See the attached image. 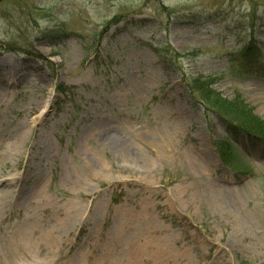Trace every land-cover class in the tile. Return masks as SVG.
I'll return each instance as SVG.
<instances>
[{"label":"rangeland","instance_id":"1","mask_svg":"<svg viewBox=\"0 0 264 264\" xmlns=\"http://www.w3.org/2000/svg\"><path fill=\"white\" fill-rule=\"evenodd\" d=\"M196 79L264 124V0H4L0 264H264V140Z\"/></svg>","mask_w":264,"mask_h":264},{"label":"trees","instance_id":"2","mask_svg":"<svg viewBox=\"0 0 264 264\" xmlns=\"http://www.w3.org/2000/svg\"><path fill=\"white\" fill-rule=\"evenodd\" d=\"M255 52L252 45H248L243 51L244 62L250 69H253V65L259 62L256 57L253 58ZM179 58L175 52L174 59ZM194 83V91L199 93L200 103L209 111H215L218 115L226 116L229 120L232 119L231 121L234 124H229L232 128H236L238 132L242 131L244 134L264 140V124L252 114V110H249L239 98L237 99L239 101H229L222 98L221 95L210 89L211 84L208 85L206 80L196 79Z\"/></svg>","mask_w":264,"mask_h":264},{"label":"bare ground","instance_id":"3","mask_svg":"<svg viewBox=\"0 0 264 264\" xmlns=\"http://www.w3.org/2000/svg\"><path fill=\"white\" fill-rule=\"evenodd\" d=\"M2 106V100L0 95V107ZM27 132L25 128L20 127L18 130H14L11 133H0V166L8 165L9 162L14 160L21 153L22 147L25 146ZM23 155V154H22ZM30 160V155L28 156V161ZM200 166V163H199ZM27 170V169H26ZM10 175L14 176V170L10 169ZM25 172L20 177H13L11 179H5L2 183H0V201L5 200L6 198H12L15 194V189L13 187L14 183L24 179ZM1 179V178H0ZM78 220V209L74 207L72 212V221L76 224ZM42 222V221H40ZM38 229V225L32 227V225L27 226L25 228V233L28 234H36ZM43 263V260L39 261Z\"/></svg>","mask_w":264,"mask_h":264},{"label":"water","instance_id":"4","mask_svg":"<svg viewBox=\"0 0 264 264\" xmlns=\"http://www.w3.org/2000/svg\"><path fill=\"white\" fill-rule=\"evenodd\" d=\"M4 0H0V4L3 2Z\"/></svg>","mask_w":264,"mask_h":264}]
</instances>
